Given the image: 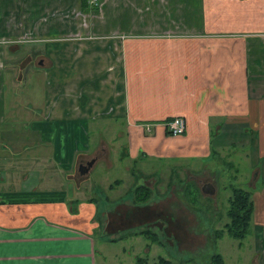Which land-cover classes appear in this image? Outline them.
<instances>
[{"label": "crops", "instance_id": "0c3cea01", "mask_svg": "<svg viewBox=\"0 0 264 264\" xmlns=\"http://www.w3.org/2000/svg\"><path fill=\"white\" fill-rule=\"evenodd\" d=\"M26 71L45 93L19 88ZM115 127L137 175L185 160L247 186L233 264H264V0H0V264H98V206L66 192L67 168L110 160Z\"/></svg>", "mask_w": 264, "mask_h": 264}, {"label": "rangeland", "instance_id": "374dc122", "mask_svg": "<svg viewBox=\"0 0 264 264\" xmlns=\"http://www.w3.org/2000/svg\"><path fill=\"white\" fill-rule=\"evenodd\" d=\"M35 61L31 65H35ZM6 63L13 70V60ZM22 79L19 88L30 87L35 96L46 92V78L33 72L27 75L26 71ZM7 81L10 84L9 75ZM20 91L24 100L26 94ZM11 99L8 93L6 103ZM20 100L21 97L18 104ZM19 114L17 117L20 121L22 117ZM18 123L23 124V121ZM117 128L113 130L116 132ZM22 130V125L13 127V135L18 137ZM92 131L90 141L94 144V138L97 137L93 128ZM121 131L118 128L116 146H110V160L102 158L85 176L80 174L75 160L67 168L75 175L69 177L70 181L66 179L69 185L66 192L72 193L74 199L78 197L88 200L93 197L98 206L99 215L92 228L98 248L97 263L137 264L138 258L141 261L138 264H156L158 258H163L171 264H210L211 255L217 254L223 257V264H233L238 242L240 248H244L248 237L245 235L243 240L227 237L225 224L229 223V219L225 211L228 210L231 188L243 191L249 188L238 182L234 184L238 186H226V182L219 179L216 182L209 181L214 188L213 194H202L200 187L208 183L207 177L204 180L202 176L188 174L183 167L187 164L185 160L163 163L153 160L147 163L148 168H144L147 172L151 171L149 176L142 171L137 175L138 171L130 166L129 159L116 161L123 157V148L119 146L124 141ZM103 133L108 136L111 134L110 130L108 134L106 131ZM88 160H91L90 156L85 162ZM127 169L133 173L128 174ZM140 186H144L150 196L136 205L131 203V190ZM141 231L155 235L154 241L149 242L143 235H139ZM219 231L222 235L216 239L215 232Z\"/></svg>", "mask_w": 264, "mask_h": 264}, {"label": "trees", "instance_id": "16d2710c", "mask_svg": "<svg viewBox=\"0 0 264 264\" xmlns=\"http://www.w3.org/2000/svg\"><path fill=\"white\" fill-rule=\"evenodd\" d=\"M131 191V203L138 205L149 199V191L144 186H140L138 188L134 187ZM228 200V210L225 211L229 219V223L225 224L227 237L230 239L242 240L243 236H245L247 233L248 222L250 220L251 214V201L249 199V192L245 190L243 191L239 188H231V197ZM139 235H143L149 240V242H153L155 239V235L150 234L148 231H141ZM221 235L222 233L220 231L215 232L216 239ZM136 262L138 264L141 261L137 258ZM209 263L222 264V258L217 254H212ZM156 264H171V262L163 260V258H158Z\"/></svg>", "mask_w": 264, "mask_h": 264}, {"label": "built area", "instance_id": "2783aa9c", "mask_svg": "<svg viewBox=\"0 0 264 264\" xmlns=\"http://www.w3.org/2000/svg\"><path fill=\"white\" fill-rule=\"evenodd\" d=\"M92 7H97L99 5V0H85ZM183 119L180 116H176L170 118L163 122L166 135L177 137V135L182 134L184 131ZM143 128L147 131L149 127L143 126Z\"/></svg>", "mask_w": 264, "mask_h": 264}, {"label": "water", "instance_id": "95a60500", "mask_svg": "<svg viewBox=\"0 0 264 264\" xmlns=\"http://www.w3.org/2000/svg\"><path fill=\"white\" fill-rule=\"evenodd\" d=\"M94 163V160H91V161H88L87 163H81L79 165V172L82 174V175H87V173L89 172L90 168L92 167V164ZM200 192L202 194H213L214 193V190L213 188L211 187V184L210 183H204V185H202L200 187Z\"/></svg>", "mask_w": 264, "mask_h": 264}]
</instances>
